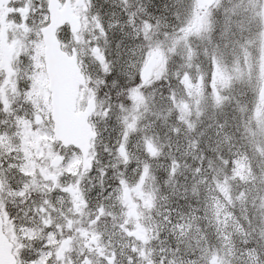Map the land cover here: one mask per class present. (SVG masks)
Segmentation results:
<instances>
[{"label": "snow or ice", "instance_id": "6c2138e0", "mask_svg": "<svg viewBox=\"0 0 264 264\" xmlns=\"http://www.w3.org/2000/svg\"><path fill=\"white\" fill-rule=\"evenodd\" d=\"M0 264H264V0H0Z\"/></svg>", "mask_w": 264, "mask_h": 264}]
</instances>
